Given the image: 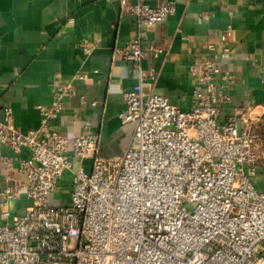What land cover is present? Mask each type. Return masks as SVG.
Listing matches in <instances>:
<instances>
[{"label": "built area", "instance_id": "2783aa9c", "mask_svg": "<svg viewBox=\"0 0 264 264\" xmlns=\"http://www.w3.org/2000/svg\"><path fill=\"white\" fill-rule=\"evenodd\" d=\"M149 1L121 0L137 29L117 54L139 79L122 90L126 107L119 118L135 125L123 155L103 156L100 135L89 129L73 139L54 130L66 98L76 94L72 84L55 83L51 104L38 106L37 128L21 131L13 111L5 110L0 144L30 155L4 159L11 184L0 204V264H264V192L253 181L264 104L222 116L236 83L219 62L231 55L232 27L220 48L209 46L211 57L190 66L194 104L185 112L146 91L159 72L143 62L165 52L150 44L147 29L166 22L177 5ZM83 49L90 52L86 44ZM12 171L22 178L13 179ZM66 174L69 202L54 205L50 198L66 190ZM23 196L32 205L10 208Z\"/></svg>", "mask_w": 264, "mask_h": 264}, {"label": "crops", "instance_id": "0c3cea01", "mask_svg": "<svg viewBox=\"0 0 264 264\" xmlns=\"http://www.w3.org/2000/svg\"><path fill=\"white\" fill-rule=\"evenodd\" d=\"M229 26L231 55L219 62L236 83L222 116L263 105L264 0H177L176 11L166 22L147 29L150 44L165 52L143 62L145 70L155 67L159 72L154 88L146 86V91L190 111L195 89L190 66L212 56L209 46H222V34ZM136 29V17L122 11L121 0H0V120L10 108L18 129L37 128L38 106L51 104L54 85L62 81L72 84L76 94L66 98L62 113L52 121L54 130L73 139L89 129L100 135L103 156L123 155L132 143L135 125L119 118L126 107L122 90L132 89L139 79L134 66L124 63L117 50L128 45ZM255 131L261 137L259 172L253 181L264 192V119L256 122ZM29 155L27 149L17 153L0 144V204L11 184L4 159L17 162ZM86 164L90 166V161ZM11 175L22 178L16 171ZM71 179L66 174L62 185ZM58 196L54 194L50 202L61 201ZM32 203L23 196L10 208L22 211Z\"/></svg>", "mask_w": 264, "mask_h": 264}, {"label": "rangeland", "instance_id": "374dc122", "mask_svg": "<svg viewBox=\"0 0 264 264\" xmlns=\"http://www.w3.org/2000/svg\"><path fill=\"white\" fill-rule=\"evenodd\" d=\"M65 189L66 190H62V191H58V193H59V196H58V198H60L61 199V201H58V200H55V204H57V203H62L63 205L64 204H68V202H69V199H70V188H71V183H69L68 185H65Z\"/></svg>", "mask_w": 264, "mask_h": 264}]
</instances>
